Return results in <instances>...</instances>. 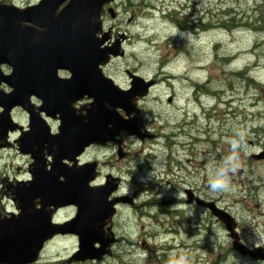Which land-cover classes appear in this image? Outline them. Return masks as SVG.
<instances>
[{
	"label": "clouds",
	"instance_id": "9594fccd",
	"mask_svg": "<svg viewBox=\"0 0 264 264\" xmlns=\"http://www.w3.org/2000/svg\"><path fill=\"white\" fill-rule=\"evenodd\" d=\"M113 2L114 0H107L103 5L99 15L100 27L95 32V38L103 40L101 49L111 48L119 42V51L109 52L108 60L99 64L98 68L118 90L132 91L137 80L144 85V91L134 97L137 111L129 114L123 107H117L116 111L126 120L139 113L143 121L141 133L148 134L157 142L156 145L146 146L145 138L142 139L135 133L121 132L105 143L92 142L85 145L75 160L63 158L61 163L69 167L95 164V175L88 181L90 188L106 186L110 178L115 182L114 189L107 197L113 211L105 218L102 226L103 239L93 242V248H103L104 251L100 257L75 258L82 248L81 234L75 231L56 232L72 233L74 236L70 241H59L45 247L52 234L42 242L36 258L27 264H73L74 261L152 264L154 247L163 242L158 235L160 217L173 212L179 213L181 210L175 207L179 202L191 207L189 199L184 197L185 191L191 192L188 185L193 190L203 189L206 194L224 200L226 197L235 198L239 191L238 185L246 183L250 194L256 197V206L264 210V163L258 162L264 158V153H256L249 148L254 143L264 147V79L255 80L253 75L256 69L264 71V0H115L119 12L114 10L115 19L107 18L105 5ZM42 3L43 0H0V8H14L23 12ZM70 3L71 0H62L57 12ZM221 23L227 25L219 30L228 40L206 41L205 37L212 34L209 26L218 27ZM23 26L34 28L38 32L46 31L45 27L33 20L24 21ZM241 37L247 39L242 40ZM213 44L220 45L215 54L211 51ZM11 54L10 52L9 55ZM238 55L245 61L240 65L244 71L243 78L236 71ZM110 63L119 66L125 78L131 77L130 86L120 85L115 77L105 74L103 66ZM14 70L13 64L0 62V74L11 76ZM56 74L63 80H70L74 75L71 69L64 67L58 68ZM247 79H253V84L250 85L252 90L245 95L243 85ZM161 80L169 85L168 95L177 97L171 105L167 104V97L152 96L149 93L150 83ZM14 91V85L7 80H0V92L10 95ZM237 97L239 99L235 103L227 106L224 103ZM252 98L258 99L254 101ZM95 99L94 96L85 94L75 100L72 107L77 110V114L87 115L85 106L94 104ZM28 100L48 126L49 135L59 136L63 125L62 113L50 115L46 110H41L45 101L35 93ZM82 101L87 102L81 103ZM254 102L256 106L249 107ZM16 106L8 114L12 124L17 127H10L6 136L0 138V145L8 144L15 149L0 158V221L23 215L18 189L30 186L35 179L33 166L36 158L32 152L23 151L20 143L23 135L32 130V121L30 119L27 125L21 126L13 118ZM81 109L84 110L83 113ZM240 109L245 110L243 115L240 114ZM5 111V107L0 105V114ZM206 115H213L216 119L209 121L205 119ZM48 117H53L56 123H52ZM109 127L112 125L109 124ZM18 128L19 134L13 135ZM220 143L227 145V148L215 146ZM93 144L98 145L96 154L82 157L85 149ZM109 146H118L119 156H128L129 159L123 162L112 159L115 152L108 159H103L100 153ZM146 147L151 150L146 151ZM181 149V159L199 161L202 170H189V179L177 181L167 176V172L171 169L172 157L181 152ZM43 156L46 170L51 171L55 154L49 152L46 146ZM254 160L257 162H253ZM144 164L148 168L138 177L143 187L137 189L133 184V177ZM117 165L122 166L118 168ZM101 176L105 179H99ZM60 180L64 182L66 177L61 176ZM170 191L175 202L164 210L160 202ZM124 197L130 200L125 201L122 199ZM118 202L130 204L131 207L117 209L115 205ZM75 205L78 206V211L69 220L56 216L57 210L64 205H48V209L52 211L50 222L62 225L76 219L80 207ZM35 206L37 210L44 207L43 197L35 199ZM196 213L195 208L191 211L184 210L183 218H177L176 230L187 233L190 227L188 221ZM199 214H203V209ZM136 217L140 220L139 224L135 223ZM246 219L252 221L253 217ZM255 219L259 221L260 217ZM246 225L251 228L253 235L250 239L241 237L240 242L252 250L264 249V229L253 227L252 224ZM191 227L198 233V220ZM240 232L236 231L238 234ZM206 235L213 250L216 246L214 236L222 241L228 240L230 248L224 253L221 264H264V258L253 259L238 253L233 248L232 234L229 237L227 233H218L209 225V233ZM104 240L110 242L105 244ZM2 264L11 262L4 260ZM168 264H187V260L180 255Z\"/></svg>",
	"mask_w": 264,
	"mask_h": 264
},
{
	"label": "water",
	"instance_id": "95a60500",
	"mask_svg": "<svg viewBox=\"0 0 264 264\" xmlns=\"http://www.w3.org/2000/svg\"><path fill=\"white\" fill-rule=\"evenodd\" d=\"M106 2L107 0H71L59 13L57 9L62 0H43L40 6L23 12L14 8H0V62L7 61L15 68L23 69V72L17 71L15 75L18 91L23 88V100L16 98L10 107L18 104L24 106L30 111L31 121L36 123L28 97L32 93L40 95L50 89L49 99L44 98V107L47 111L54 110L63 115L59 136L48 138L42 126L34 124L33 130L23 137V151L28 152V145L39 146V142L44 141L56 155L53 181L41 183L35 180L30 186L23 187V199H27L29 204L27 213L23 216V229L17 226L15 230H7L6 243L18 245L16 250L23 252V264L36 258L42 242L52 234L48 241L59 234H72L56 232L75 231L81 234L82 248L75 258L87 259L102 255L104 249L93 248V242L103 239L102 226L105 218L113 211L107 197L114 187L111 182L103 187H88V181L95 175V164L65 168L61 160L64 157L75 160L85 145L92 142L105 143L121 132L135 133L142 139L147 136L141 133L137 116L126 120L116 111L117 107L125 108L129 114L137 111L134 97L144 91V85L137 80L132 91L118 90L98 68L99 64L108 60L109 52L119 51V42L111 48L101 49L103 40L95 38V32L100 27L99 15ZM114 10V7L108 8L112 18H115ZM26 20L35 21L45 27L46 31L38 32L34 28L23 26ZM107 38L106 35L105 39ZM61 67L73 71L74 75L70 80L57 77L56 70ZM154 83H150L149 91ZM85 94L94 96L95 103L86 106L87 115L77 114L72 104ZM83 111L81 109V113ZM61 176H65L66 181L61 182ZM35 190L42 191L43 199H51L50 203L56 205L78 204V217L62 225H53L50 222L52 214H46L41 209L32 217L29 201ZM198 203L208 208L225 225L233 236V242H236L237 225L233 215L214 201L199 199ZM75 206L78 211V206ZM109 242L104 240L105 244Z\"/></svg>",
	"mask_w": 264,
	"mask_h": 264
},
{
	"label": "flooded vegetation",
	"instance_id": "af4514ba",
	"mask_svg": "<svg viewBox=\"0 0 264 264\" xmlns=\"http://www.w3.org/2000/svg\"><path fill=\"white\" fill-rule=\"evenodd\" d=\"M104 12H105V16H106V14L108 13L107 10H105ZM61 70L66 71V72L68 71L67 69H61ZM17 71L23 72V69L15 68L14 73L11 76H4V75L0 74V80H7L8 83L15 86V91L10 95H4L2 92H0V105H3L6 109L5 113L0 114V138H2L3 136H6L7 130L10 127H12V128L17 127V125L12 124L11 118L8 114L10 109H11L10 106L12 103H14L16 101V98L23 100V88L18 91L17 86H16L17 85V78L15 75H16ZM69 75H71L70 72H69ZM21 83L23 84V82H21ZM153 87H154V85H153ZM49 91H51V90L49 89ZM49 91L48 92H42V93H40V95H38V94H36V95L42 97L43 99L45 98L47 100V99H49V95H50ZM142 101H143V99H142ZM86 102L87 101H82L81 103H86ZM31 106H32L33 111L35 113L32 115V117L36 119V123L34 121H32V130H33L34 124H39L42 126V129L46 133V137H48V138L55 137V136L49 135L48 126L41 119L38 112L35 110L34 106L32 104H31ZM44 106H46V102L42 106L41 110H46ZM47 112L50 115H55V113H56V112H54V110L47 111ZM45 115H47V114L45 113ZM13 118L21 126H25L30 122L31 114L22 106L17 105L13 109ZM48 119L52 123H56V120L53 117H48ZM137 124L140 127H142V124H143V121L141 120L139 115H137ZM19 132H20V129L18 128V129H16V132L13 133V135L19 134ZM26 134H29V132L25 133L23 135V137ZM146 135L147 136L144 137L145 138L144 142H146L148 139H150L148 134H146ZM23 137L20 140L22 150H23ZM158 138L159 137H157V139ZM151 139H153V138H151ZM154 140H156V139H154ZM46 146H47L49 152L55 154V151L50 147V145H48L47 142L44 143V141H40L39 146L31 144V145H28V147H27L28 152H32L36 158V164L33 166V171L35 174L34 181L38 180L41 183H43V182L48 183L50 181H53L54 176L56 174V171L54 170V166L56 164V157H55V163L52 166V170L51 171L46 170V160L43 156V152H44ZM97 148H98V145H91V146L87 147L85 149L84 153L82 154V157H87V155L91 151H93V150L97 151ZM14 151H15V149L8 144L0 145V158H3V154L12 153ZM113 152H115L116 155L114 157H111L112 159H120L121 161H123V160H126L128 158V156H124V157L119 156L118 146H109L107 148H103L102 153H101V157L103 159H108L109 153H113ZM259 153H264V151L263 152L261 151ZM105 154H108V155H105ZM121 155H123V153ZM262 159H264V158H261L260 160H262ZM173 160H174V157H172V161ZM61 164L63 167L69 168L68 165L63 164V163H61ZM101 167H104V165H101ZM94 174H95V171H94ZM90 175L92 176L93 173H91ZM99 179L103 180V179H105V177L101 176V177H99ZM59 180H60V178H59ZM135 181H137V180L133 179V184ZM109 182H111V185L113 187H115V182L111 178L109 179ZM188 188H189V191L192 192V194H191V192L185 191L184 197H185V199H189V202H191V207L184 202H179L175 206L177 209L181 210L179 213L173 212L170 215H165L163 217H160L162 220H164V222L159 224V225L162 227L163 232H165L168 235L169 239L165 238L164 242H162L160 245H157L154 247L155 255L153 257L152 264L154 263L155 259L159 260L158 264H168V262L170 260L178 258L180 256V254H178L177 257H174L173 251L180 249L179 248L180 246H182V248H183L182 255L186 258L187 264H199L201 261L204 262L205 264H221V261L224 257L223 256L224 254H220L219 252H217L215 255L218 257L212 258L210 261L208 259H203L202 257H199V256L196 257L195 256L197 253L202 252L204 249H207V250L211 249L210 253H212V254H213V251L215 252L216 250H213V247L212 246L210 247L209 244L205 245L203 243L202 238H200L202 235V230H203V222H204L203 214H204V212L208 211L207 209H205L202 205H200L198 203L199 199H204V194L201 190H193L191 185H188ZM137 189H139V188H137ZM173 191H174V189H173ZM37 197H44V194H42V191L35 190L32 192V195L30 196L29 203L31 204V208H32V213H31L32 217L35 216L36 211L40 210V209L37 210L36 206H35V199ZM18 199L22 201V207L24 209L23 215L19 216V217L14 216L11 220L0 221V264H2V262L4 260H9L11 262V264H23V252L16 250V249H18V245L6 243L7 234H8L7 230H9V231L11 229L15 230L17 226L19 228L23 229V216H25V214L27 213V209H28V205H29L27 203V199L26 200L23 199V187L18 189ZM122 199H124L125 201L130 200V198H128V197H124ZM50 202H51V199H46V200L43 199L44 207L41 208V210H44L46 214H48V213L52 214V211L48 209V205H50V204L56 205V204L50 203ZM174 202H175L174 197L172 196V192L170 191L165 195V197L162 199V201L160 203H161L162 208L164 210H167L168 206L173 204ZM57 206H60V205H57ZM115 207L117 209H121V208H129V207H131V205L126 204L124 202H118L115 205ZM192 208L197 209V213H196V216L194 218H191L188 221V224L190 225V227L187 229L188 232L185 233L183 231L176 230L175 225H176L177 218L178 217L183 218L184 210L191 211ZM257 208L259 211L257 213H255L252 221L254 222V220H256L255 218L257 216H259L260 220L257 221V225L260 224L261 229H264V215H262V212H264V210L260 209L259 207H257ZM202 209H203V214L200 215L199 212ZM66 211H70L72 213V216H73L77 212V207L75 205L62 206L60 209L57 210L56 216L62 218V216H61L62 213L66 212ZM231 213L235 217L237 225H238L236 228V231L237 232L241 231L239 234L236 233V237H235L236 242H233V248L238 253H240L246 257H251L253 259L264 258V257H262V256H264V249L252 250L240 242L241 237H243L245 239H250L252 237L253 233H252L251 228H248L247 226L243 227L242 221L238 218V216H236L233 212H231ZM72 216H70L68 218H62V219L69 220L72 218ZM197 220L199 222V232L195 233L197 230L194 227H191V225ZM135 223L138 224L137 219H135ZM185 227L187 228V225H185ZM227 234L230 237V234L228 232H227ZM179 237H181V241L179 240V242L177 244H175L174 240L179 239ZM189 238H191V240H188ZM8 239H9V237H8ZM200 240H201V243H199ZM227 247L229 249L230 244H228ZM228 249L226 251H228ZM73 263L74 264L75 263L76 264H98V262H96V261H86V262L74 261ZM37 264H39V262H37Z\"/></svg>",
	"mask_w": 264,
	"mask_h": 264
},
{
	"label": "rangeland",
	"instance_id": "374dc122",
	"mask_svg": "<svg viewBox=\"0 0 264 264\" xmlns=\"http://www.w3.org/2000/svg\"><path fill=\"white\" fill-rule=\"evenodd\" d=\"M115 10L117 12H119V6L116 5L115 3L112 5ZM107 18H112L110 16L109 13L106 14ZM115 19V18H112ZM210 27V31L212 32V34L210 36L205 37L206 41H211L214 39L217 40H224L227 41L228 37L221 32L219 29L220 28H226L227 25L224 23H221L218 27H213V26H209ZM242 40H246L247 37H241ZM220 47L219 44H213L212 45V53L215 54L217 49ZM237 65H236V71L237 74L239 76H241V78H243L244 76V71L240 68L241 64H244L245 61L242 57H240L239 55L237 56ZM222 62H226V61H222ZM105 74L108 75L109 77H115V80L120 84V85H129L130 82V78L127 77L125 78L122 74H121V68L119 66L113 65V64H109L107 65L105 68ZM254 79L255 80H260V79H264V71H261L259 69H256L254 71ZM253 84V79H247L243 85L244 87V91H245V95H247V93L249 91H251L252 89L250 88V85ZM130 86V85H129ZM168 88L169 85L161 80L159 82H156L154 87L150 90L149 93H151L152 96H159V97H167V104L171 105L174 100L177 99V97L175 96H169L168 95ZM173 99V100H172ZM239 98H234L232 101H224V103L227 105H230L231 103H235ZM254 101H256L258 98H252ZM171 100V101H170ZM142 103L144 102L141 101ZM150 104L152 103L151 101H148ZM157 107H159V105H156ZM255 102L250 104L249 107H255ZM243 109H240V114L243 115L244 114ZM205 119L209 120V121H213L216 119L215 116L213 115H206ZM159 139V138H158ZM226 139V138H225ZM156 140L154 139H148L146 142H144V144L146 146H151V145H156ZM126 143H128L126 141ZM218 148L221 149H226L227 145L220 143L218 145H215ZM250 151H254L256 153L259 152H263L264 151V147H261L259 144H251L249 146ZM146 151H150L151 148L146 147L145 148ZM102 153V151H101ZM100 153V155H101ZM96 154V151H91L87 156H94ZM111 153H109V157H110ZM183 155V150L181 149V152L177 153L176 156H174V160L171 161V169L170 171L167 172V176L173 178L174 180L177 181H182V180H187L189 179V175L188 172L189 170L192 171H196V170H202V166L200 165L199 161L195 160V159H181V156ZM129 157L126 159L128 160ZM125 161V160H123ZM122 161V162H123ZM253 162H257V161H253ZM259 163H264V159L259 160ZM122 165H117V167H121ZM148 168L147 164L141 165L138 173L136 174V176L133 177V179L137 180L134 182L136 188H142L143 185L140 184L138 177L140 175H143L146 170ZM181 173H183V176H181ZM239 191L235 194V198L233 197H226L224 200H219L216 199L215 197H213L212 195L206 194L205 191L203 189H200L203 194H204V198L207 199L208 201H214L216 202L220 207L228 210L230 213L233 212L236 216H238V218L242 221V225L245 227L247 226L246 224H252L253 227L259 226L261 228V225L258 224L257 225V221L254 220L253 221H249L246 219V217H254L255 213H257L259 210L256 206V197H254L253 195L250 194V190L248 189V187L246 186V183H241L238 185ZM232 214V213H231ZM62 218H68L70 216H72V213L70 211H66L62 213ZM163 217V216H161ZM203 218H204V222H203V230H202V235L200 238H202L203 243L205 245L209 244L210 247L212 246L211 241L209 239V237H207L206 234L209 233V225H211L214 229H216V231L218 233H227V230L225 228V226L219 221L217 220L210 211L204 212L203 214ZM135 219H137L138 224L140 223V220L138 217H136ZM164 220H162L160 218L159 220V224L163 223ZM248 228H250L249 226H247ZM160 236V238L162 239V241L164 242L165 238L169 239L168 235L163 232L162 227L160 226V232L158 234ZM211 235V233L209 234ZM213 239L215 240V252L213 251V254L210 253V250L204 249L202 252L197 253L195 256H199L202 257L203 259H208L209 261L212 258H216L218 256H215L217 252H219L220 254H224L226 252V250L228 249L227 245L229 244L228 240H220L218 237H213ZM72 240V237H59L55 240H53V242H51V244L55 243V242H59V241H70ZM179 240L181 241V237H179V239H175L174 243L177 244L179 242ZM188 240H191V238H189ZM199 243H201V240L199 241ZM213 247V246H212ZM180 249L173 251L174 253V257H177L178 254L182 255L183 253V248L182 246L179 247ZM220 249V250H219ZM215 253V254H214ZM224 256V255H223ZM159 260L155 259L153 264H158ZM74 264V263H73ZM76 264V263H75ZM199 264H205L204 262H200Z\"/></svg>",
	"mask_w": 264,
	"mask_h": 264
}]
</instances>
